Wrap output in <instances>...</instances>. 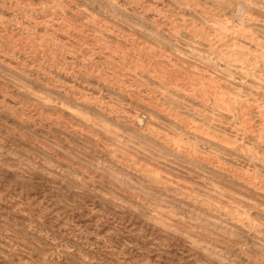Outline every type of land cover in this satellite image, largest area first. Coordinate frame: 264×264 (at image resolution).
Returning <instances> with one entry per match:
<instances>
[{"label": "rangeland", "instance_id": "rangeland-1", "mask_svg": "<svg viewBox=\"0 0 264 264\" xmlns=\"http://www.w3.org/2000/svg\"><path fill=\"white\" fill-rule=\"evenodd\" d=\"M0 264H264V0H0Z\"/></svg>", "mask_w": 264, "mask_h": 264}]
</instances>
